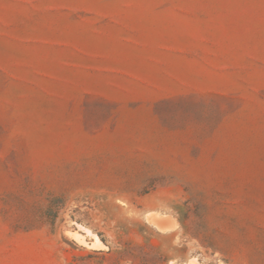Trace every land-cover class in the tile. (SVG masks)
Listing matches in <instances>:
<instances>
[{
    "label": "rangeland",
    "instance_id": "1",
    "mask_svg": "<svg viewBox=\"0 0 264 264\" xmlns=\"http://www.w3.org/2000/svg\"><path fill=\"white\" fill-rule=\"evenodd\" d=\"M0 264H264V0H0Z\"/></svg>",
    "mask_w": 264,
    "mask_h": 264
},
{
    "label": "bare ground",
    "instance_id": "2",
    "mask_svg": "<svg viewBox=\"0 0 264 264\" xmlns=\"http://www.w3.org/2000/svg\"><path fill=\"white\" fill-rule=\"evenodd\" d=\"M154 220L156 221V222H159V223H164L165 222V220L162 218V217H157L156 215H154ZM96 235V234H95ZM94 236V235H93ZM96 240V239H95ZM97 243H96V245H100V244H102L101 243V241L99 240V239H97V241H96Z\"/></svg>",
    "mask_w": 264,
    "mask_h": 264
}]
</instances>
